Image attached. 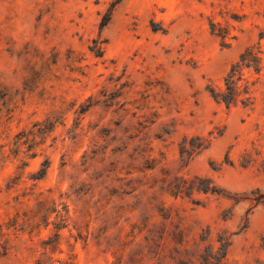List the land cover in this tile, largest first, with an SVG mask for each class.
Returning <instances> with one entry per match:
<instances>
[{
	"label": "rangeland",
	"instance_id": "1",
	"mask_svg": "<svg viewBox=\"0 0 264 264\" xmlns=\"http://www.w3.org/2000/svg\"><path fill=\"white\" fill-rule=\"evenodd\" d=\"M115 1L0 0V264H264V0Z\"/></svg>",
	"mask_w": 264,
	"mask_h": 264
},
{
	"label": "trees",
	"instance_id": "2",
	"mask_svg": "<svg viewBox=\"0 0 264 264\" xmlns=\"http://www.w3.org/2000/svg\"><path fill=\"white\" fill-rule=\"evenodd\" d=\"M122 0H116L113 3V7L117 6ZM111 14H109L106 18H104L101 28H104L110 21ZM212 30L216 32L219 30L218 35L222 39H226L228 37V33L223 31L221 28H217V25L212 23ZM264 39V32L260 34V41ZM95 46L93 47V51L96 52L97 56H101L102 51V43L100 40L94 41ZM225 45V44H224ZM227 45V44H226ZM253 69L257 74H261L264 70V51L261 46V42L248 47L244 53L241 55L240 61L235 64L226 78L224 79V86L218 87L214 84L209 85L208 91L211 94L212 98L218 102L224 104L228 109L242 105L244 107H252L256 103L255 96V82H251L247 78H245V70ZM204 142L197 147V149L205 148ZM207 147V146H206ZM190 153L186 141L183 144L182 153L184 154ZM47 169V165L45 170L42 171L41 176L45 174ZM194 188V187H192ZM198 192H203L205 194H222V190H220L217 186L213 185L210 180H200V184L197 186ZM189 188L186 186H181L179 188V193L187 192ZM188 193V192H187ZM264 200V194H261L257 199L258 202ZM232 244V236L228 235V233H222L218 238V247L216 248L214 245L209 246L204 254L201 256V264H227L226 258L228 254V249ZM181 264H188L186 262H182Z\"/></svg>",
	"mask_w": 264,
	"mask_h": 264
}]
</instances>
